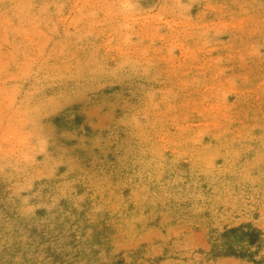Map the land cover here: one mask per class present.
Masks as SVG:
<instances>
[{
  "label": "rangeland",
  "instance_id": "obj_1",
  "mask_svg": "<svg viewBox=\"0 0 264 264\" xmlns=\"http://www.w3.org/2000/svg\"><path fill=\"white\" fill-rule=\"evenodd\" d=\"M0 264H264V0H0Z\"/></svg>",
  "mask_w": 264,
  "mask_h": 264
}]
</instances>
